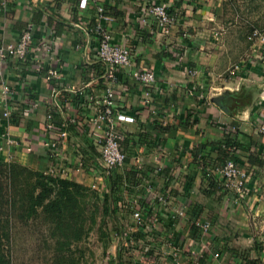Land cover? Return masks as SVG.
Segmentation results:
<instances>
[{
    "label": "crops",
    "instance_id": "0c3cea01",
    "mask_svg": "<svg viewBox=\"0 0 264 264\" xmlns=\"http://www.w3.org/2000/svg\"><path fill=\"white\" fill-rule=\"evenodd\" d=\"M151 1L86 0L81 6L80 0H0V44L14 42L32 22L43 65L37 72L33 57L5 61L11 113L5 117L0 102V157L46 170L56 145L67 169L62 177L95 190L101 203L108 194L104 206L124 224V241L111 244L108 264H173L178 251L183 264H195L193 250L204 254L198 264H231L233 246L245 247L253 237L248 224L263 204L264 135L257 118L264 111V45L257 42L228 74L205 24L207 0H165L174 17L166 34L139 19ZM99 6L113 40L132 54L130 66L116 72L115 88L117 110L132 117L118 123L126 159L109 172L92 146L101 129L93 121L96 104L87 100L103 91V66L93 56ZM142 68L154 72V82L142 84L131 75ZM226 138L237 144L234 157L248 174L237 202L222 175L200 164L218 166L217 145ZM112 182L119 189L114 198ZM157 194L165 202L155 200ZM135 211L142 226L134 225ZM199 220L209 224L207 232ZM144 230L149 234L141 236ZM127 243L131 249L121 250Z\"/></svg>",
    "mask_w": 264,
    "mask_h": 264
},
{
    "label": "rangeland",
    "instance_id": "374dc122",
    "mask_svg": "<svg viewBox=\"0 0 264 264\" xmlns=\"http://www.w3.org/2000/svg\"><path fill=\"white\" fill-rule=\"evenodd\" d=\"M207 2L206 8L211 10V15L208 14L205 24L213 33L222 64L228 67L225 72L235 73L239 62L258 46L259 37L252 33L257 31L264 35V0ZM262 196L263 204L248 224L253 237L245 247L236 245L237 253L231 255L234 263L251 259L256 264H264V191ZM78 200L79 210L71 220L72 228L66 231L57 229L41 210L21 221L13 219L8 246L11 264H108L109 248L113 242L123 240L120 232H123L124 224L116 219L117 212L113 207L102 206L95 190H82ZM119 246L121 250L131 249L130 243Z\"/></svg>",
    "mask_w": 264,
    "mask_h": 264
},
{
    "label": "built area",
    "instance_id": "2783aa9c",
    "mask_svg": "<svg viewBox=\"0 0 264 264\" xmlns=\"http://www.w3.org/2000/svg\"><path fill=\"white\" fill-rule=\"evenodd\" d=\"M85 1L86 0H80V5L84 6ZM105 18L103 8L99 6L97 8V20L93 26L95 35L93 56L95 61L101 63L103 66V72L99 77L103 91L102 95L99 97L93 94L87 95V100L96 104V114L93 121L101 129V133L99 136L95 137L93 145L102 170L109 172L111 168L122 165L126 159V156L121 149L123 133L120 131L118 123L120 121H132V117L125 116L117 110L115 88L116 72L122 68L130 66L132 54L126 45L117 43L113 40L110 30L102 22ZM139 19L144 23L152 21L156 28L164 34L168 33V30L174 21V17L169 14L167 5L163 0H153L148 3L142 8ZM34 30V23L28 22L14 42L0 44V102L3 106V115L5 117H8L11 113L9 106L11 90L3 71L5 61L9 58H17L19 61H24L33 57L36 61L34 70L39 72L43 66L36 55V52L40 50V46L33 44ZM252 36L256 38L259 37V42H262L264 45V35H260L257 31H254ZM44 49L48 53L49 48ZM131 75L142 84H150L155 80L154 72L148 68L134 70ZM53 116L54 105L50 104L45 115L46 127L51 128L54 119ZM257 120V131L264 135V111L259 114ZM221 148L223 151L225 150V157H223L218 166L207 161H202L200 164L206 169L216 170L222 175L224 188L232 193L234 200L237 202L244 198L245 179L248 174L245 169L238 165L234 157L237 148L233 144L226 145L223 143ZM49 158L52 163H50V166L45 172L52 175H59L60 177L66 176L67 169L61 165L62 159L58 146H52ZM154 199L159 202H165L164 196L161 194L155 195ZM182 213L183 212H179V214ZM132 217L135 226L145 223L139 211H135L132 214ZM196 225L199 226L203 232H207L209 229V224L204 221L199 220L196 222ZM190 255L193 257L194 263L198 264L204 254L202 251L193 250L190 252ZM173 264H183L179 251L174 252L173 254Z\"/></svg>",
    "mask_w": 264,
    "mask_h": 264
},
{
    "label": "trees",
    "instance_id": "16d2710c",
    "mask_svg": "<svg viewBox=\"0 0 264 264\" xmlns=\"http://www.w3.org/2000/svg\"><path fill=\"white\" fill-rule=\"evenodd\" d=\"M165 2V0H163ZM170 14V11H168ZM123 142V143H122ZM125 141H121V149ZM237 144L229 139L218 143L220 161L225 157L222 144ZM94 148V145L92 143ZM95 150V148H94ZM96 152V150H95ZM88 189L74 180L46 173L43 169H32L29 166L0 157V264H11L10 255V228L13 219L23 220L38 213L45 214L47 220L53 222L57 229L66 231L72 228L71 220L79 210L78 197ZM112 195L119 191L112 182ZM119 198V194L116 199ZM108 194H103V207ZM142 226V225H141ZM149 231H142L141 236L148 235ZM232 250V249H231ZM231 255L237 253L233 249ZM231 264H256L255 260L246 262L236 261Z\"/></svg>",
    "mask_w": 264,
    "mask_h": 264
}]
</instances>
